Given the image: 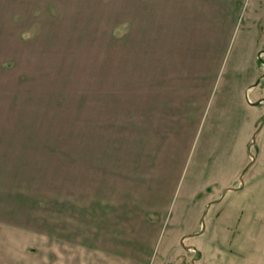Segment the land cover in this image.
Listing matches in <instances>:
<instances>
[{"label":"crops","instance_id":"obj_1","mask_svg":"<svg viewBox=\"0 0 264 264\" xmlns=\"http://www.w3.org/2000/svg\"><path fill=\"white\" fill-rule=\"evenodd\" d=\"M117 1L120 157L99 168L120 185L96 191L68 264H218L227 254L230 264H264V202L248 198L264 197V0L249 11L247 0ZM241 12L248 19L226 66ZM189 172L196 214L179 212L170 229Z\"/></svg>","mask_w":264,"mask_h":264},{"label":"rangeland","instance_id":"obj_2","mask_svg":"<svg viewBox=\"0 0 264 264\" xmlns=\"http://www.w3.org/2000/svg\"><path fill=\"white\" fill-rule=\"evenodd\" d=\"M258 1L247 0L244 9ZM119 5L0 0V264H68L72 232L102 196L96 191L120 185L116 172L107 171L104 181L99 168L104 158L120 157ZM244 13L226 66L248 19ZM261 58L264 63V51ZM250 154L256 157L255 145ZM190 173L173 194L170 229L178 227L179 212L195 217L187 207ZM190 253L191 263L198 252ZM227 257L218 264H230Z\"/></svg>","mask_w":264,"mask_h":264}]
</instances>
